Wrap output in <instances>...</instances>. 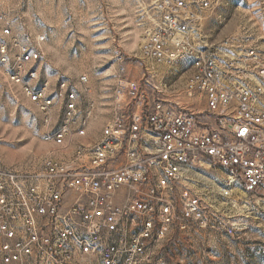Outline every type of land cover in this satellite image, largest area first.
Masks as SVG:
<instances>
[{"label":"built area","instance_id":"2783aa9c","mask_svg":"<svg viewBox=\"0 0 264 264\" xmlns=\"http://www.w3.org/2000/svg\"><path fill=\"white\" fill-rule=\"evenodd\" d=\"M133 1L146 20L141 73L129 78L120 68L114 115L90 140L83 138L97 100L88 77L78 88L59 84L62 119L51 125L55 95L30 83L40 54L25 36L11 57L5 38L16 36L0 15V65L43 113L42 138L52 146L33 171L0 165V264H161L159 243L201 217L188 184L203 164L224 172L220 196L238 184L264 197V66L256 47L238 44L235 65L234 56L221 64L216 50L198 43L219 0ZM186 59L181 89L157 79L161 65Z\"/></svg>","mask_w":264,"mask_h":264},{"label":"rangeland","instance_id":"374dc122","mask_svg":"<svg viewBox=\"0 0 264 264\" xmlns=\"http://www.w3.org/2000/svg\"><path fill=\"white\" fill-rule=\"evenodd\" d=\"M0 15L12 30L5 42L10 54L24 45L36 49L40 59L31 64L37 77L35 88L46 87L54 96L51 125L62 119L60 98L55 91L61 82L78 88L86 75L95 96L96 109L86 137L94 139L112 118L116 107L114 89L125 66L129 78L140 76V53L145 18L133 0H0ZM0 20V30L5 24ZM43 34V41L36 40ZM228 40V41H227ZM252 43L264 66V0H219L203 22L202 46L216 50L220 63L226 53L239 65L238 44ZM10 57V58H11ZM190 60L161 65L157 79L172 91L181 89L190 75ZM254 64L250 70L255 71ZM248 80V79H247ZM255 84L257 80L250 78ZM264 106V78L260 79ZM174 98V97H173ZM127 99L119 102L126 104ZM44 116L25 95L22 84L7 76L0 65V165L19 171L35 170L52 148L43 141ZM190 185L200 198L201 217L189 225H176L156 248L161 264H264V197L245 193L240 185L222 197L224 172L217 166H196Z\"/></svg>","mask_w":264,"mask_h":264}]
</instances>
